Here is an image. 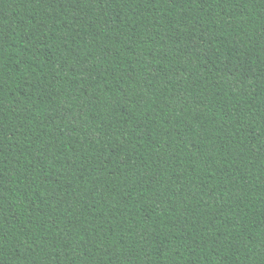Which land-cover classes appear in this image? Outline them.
I'll list each match as a JSON object with an SVG mask.
<instances>
[{"label":"trees","instance_id":"trees-1","mask_svg":"<svg viewBox=\"0 0 264 264\" xmlns=\"http://www.w3.org/2000/svg\"><path fill=\"white\" fill-rule=\"evenodd\" d=\"M0 264H264V0H0Z\"/></svg>","mask_w":264,"mask_h":264}]
</instances>
